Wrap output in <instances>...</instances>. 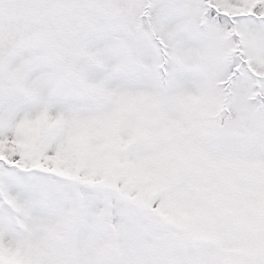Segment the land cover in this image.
Listing matches in <instances>:
<instances>
[{"label":"snow or ice","instance_id":"obj_1","mask_svg":"<svg viewBox=\"0 0 264 264\" xmlns=\"http://www.w3.org/2000/svg\"><path fill=\"white\" fill-rule=\"evenodd\" d=\"M0 264H264V0H0Z\"/></svg>","mask_w":264,"mask_h":264}]
</instances>
